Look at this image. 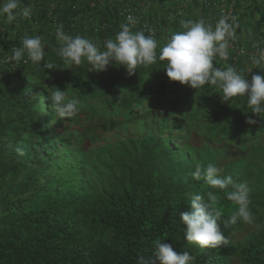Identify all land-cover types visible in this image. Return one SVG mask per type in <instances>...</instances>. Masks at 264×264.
I'll list each match as a JSON object with an SVG mask.
<instances>
[{"label": "trees", "instance_id": "obj_1", "mask_svg": "<svg viewBox=\"0 0 264 264\" xmlns=\"http://www.w3.org/2000/svg\"><path fill=\"white\" fill-rule=\"evenodd\" d=\"M241 10L237 42L264 40V0ZM116 15L109 9L99 18ZM44 22L0 17V58L27 35L45 44L40 65L0 64V264H140L141 257L160 264L157 241L190 252L194 264H264V116L251 112L247 97L223 101L216 86L171 81L159 58L132 75L115 61L103 72L90 71L86 59L68 65ZM165 25L158 53L183 31ZM100 33L97 42L112 34ZM55 86L79 100L74 117L56 116L48 98ZM208 163L249 186L253 225L224 223L238 209L227 197L231 186L214 189L191 176ZM209 190L228 239L217 248L188 243L180 217L192 195Z\"/></svg>", "mask_w": 264, "mask_h": 264}, {"label": "clouds", "instance_id": "obj_2", "mask_svg": "<svg viewBox=\"0 0 264 264\" xmlns=\"http://www.w3.org/2000/svg\"><path fill=\"white\" fill-rule=\"evenodd\" d=\"M247 4H239L236 11L241 12V6ZM32 14L31 6L21 7V0H0V17H5L9 24L16 21L18 16L31 19ZM137 23L136 17L128 15L126 22L120 24V31L115 38L104 41V50L86 36L66 34L63 24H60L55 33L60 44L57 55L68 65L79 66L86 59L91 65L90 71L97 72L106 71L115 61V64L125 67L128 75L134 74L138 66L148 67L155 64L158 58L160 61L166 60L164 68L171 81H179L194 89H200L205 84L216 86L222 92L223 101L246 96L251 112L264 116V75L253 73L251 79H247L253 68H259L264 64V40L261 39L263 47L254 45L257 47V55L251 57V64L254 67L248 69L247 73L227 63L232 42L245 44L242 40L237 42L239 39L237 29L240 24L235 14L222 15L214 27L203 18L197 21H182L183 31L172 33L166 44L159 47V53L157 52L159 41L155 37V31L149 29L147 35L143 30L133 31ZM42 41L43 37L39 35L25 36L22 46L12 48V55L0 59V64L5 62L19 64L26 52L32 63L40 65V62L45 60V44ZM219 62H224V66L218 67ZM43 67L53 69L55 65L46 62ZM48 93L51 107L60 119L72 118L80 111L79 100L68 99L66 90L55 86V90ZM246 123L256 124L257 120L247 117ZM222 172V168L212 163H208L206 167L197 164L191 176L195 180L203 179L210 188L226 190L231 186L233 190L227 192V197L238 205V209L232 212L224 223L230 226L241 220L245 224L253 225L255 219L249 208L251 203L249 186L244 182L237 183L230 175L222 176ZM217 202L218 195L210 190L204 194L197 193L191 196L188 203L191 205V211L180 213L181 220L186 226L184 231L188 243L197 244L201 248H217L228 243L218 224L222 213L214 207ZM154 254L160 264H194L195 260L190 252L174 251L173 244L164 241L156 242ZM140 264H156V261L150 258L146 261L141 257Z\"/></svg>", "mask_w": 264, "mask_h": 264}, {"label": "built area", "instance_id": "obj_3", "mask_svg": "<svg viewBox=\"0 0 264 264\" xmlns=\"http://www.w3.org/2000/svg\"><path fill=\"white\" fill-rule=\"evenodd\" d=\"M162 2H168L171 6L163 14L160 13L162 11L159 9ZM247 3L249 0H21V7L31 6L33 14L31 19L18 16L16 21L21 20L23 26H26L25 23H32L36 27L42 26L43 22L46 21L43 30L55 39L56 28L60 24H63L65 33L69 35H73L81 27L85 31L84 36L90 32L95 38L92 40L100 46L101 50H104V39L100 40L102 42L96 41L99 34H102L100 32L110 29L112 33L110 38L114 39L120 31V24L126 22L128 15H132L138 20L137 25L132 29L133 31L143 30L147 35L149 34L148 30L153 29L156 39L159 40V34L165 29V24L173 25L177 30L182 28L181 22L186 21L187 13L190 10L194 15V19L191 20L197 21L203 18L214 27L222 15H234L239 4ZM109 9L117 10L115 20L109 21L99 18L100 13L109 11ZM23 28L24 31L27 30L26 27ZM254 45L263 47V40L252 41L249 45L232 42L230 58L227 63L243 69L247 73L248 69L254 67L251 64V57L257 55V47ZM21 46L22 43L19 47ZM16 47L18 46L11 45L8 53L0 59L11 56V49ZM22 61H31L27 53H25ZM213 63L216 66L215 61ZM217 66L223 67L224 62H219ZM253 73L264 75V64L259 68H253L252 72L248 73L247 79L250 80Z\"/></svg>", "mask_w": 264, "mask_h": 264}, {"label": "crops", "instance_id": "obj_4", "mask_svg": "<svg viewBox=\"0 0 264 264\" xmlns=\"http://www.w3.org/2000/svg\"><path fill=\"white\" fill-rule=\"evenodd\" d=\"M161 4H162V6L159 7V9H160L161 11H162V10L165 11V10L169 9V7H171L170 4H169L168 2H162ZM191 13H192V11L190 10V11H189V17H190V18H191V16H192Z\"/></svg>", "mask_w": 264, "mask_h": 264}]
</instances>
